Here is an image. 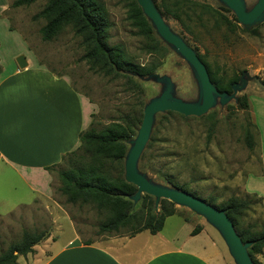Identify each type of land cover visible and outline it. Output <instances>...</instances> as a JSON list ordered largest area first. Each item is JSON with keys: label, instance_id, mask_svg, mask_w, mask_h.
I'll use <instances>...</instances> for the list:
<instances>
[{"label": "rangeland", "instance_id": "374dc122", "mask_svg": "<svg viewBox=\"0 0 264 264\" xmlns=\"http://www.w3.org/2000/svg\"><path fill=\"white\" fill-rule=\"evenodd\" d=\"M7 1L8 7L0 19H6L12 32L0 33V54L7 59L27 56L34 66L66 78L89 107L90 122L85 130L101 131L112 124L123 123L126 117L137 122L143 115L144 105L156 98L167 82L176 98L187 102L198 100L199 88L192 68L157 34L155 37L159 43L141 33L131 17V0H98L104 6L109 22L107 43L118 47L130 62L152 66L153 74L160 80L148 79V75H105L83 59L85 47L82 37L71 26H63L50 41L41 40L39 29L46 19L36 15L48 0H35L18 7L11 6L14 0ZM176 1L181 3L178 5L181 7V20L163 17L170 29L202 57L216 77L224 82L237 78L241 88L224 104L217 98L215 105L199 117L172 111L156 114L148 146L143 149V158H139L137 163L138 171L152 182L164 186L173 187L169 181H174L176 188L210 201L214 206H220L230 197L245 199L249 201V207L243 212L239 228L261 230L264 227V183L254 180V184L247 188L245 183L251 176L264 175V17L247 28L233 20L235 15L231 10H220L219 7L225 6L218 0H165L171 8ZM244 2L250 9L256 0ZM202 9L209 10V13L201 14ZM253 27H257V35L244 30ZM243 95L247 98L245 109L238 102ZM247 129L253 136L252 149L244 142ZM132 139L127 141L128 148ZM75 150L89 159V152ZM66 159L58 169L66 168ZM119 171L120 164H112L111 174H119ZM51 172L52 197L69 214L83 242L102 244L114 235L130 236L128 228L118 233L99 234L98 224L104 215L88 204L67 203L66 197L58 191L61 184L57 171ZM14 191L11 188L9 193L7 188L4 192L14 197ZM139 201L133 202L135 208H138ZM159 202L155 206L154 199L155 208ZM175 207V216L165 220L163 233L183 238L199 226L203 231L193 239L189 238L191 244L214 252L217 248L213 240L221 250L224 264H235L225 240L213 225L187 207ZM178 216L185 220H180L183 229L176 227ZM54 228L51 212L39 202L9 212L0 211V253L18 242L24 231L45 232L48 237H54L57 233H54ZM62 234L52 249L67 240V231ZM42 242L35 245V250L27 257L19 256V264H42L46 251L35 256L38 250L42 251ZM255 258L264 264V249Z\"/></svg>", "mask_w": 264, "mask_h": 264}, {"label": "crops", "instance_id": "0c3cea01", "mask_svg": "<svg viewBox=\"0 0 264 264\" xmlns=\"http://www.w3.org/2000/svg\"><path fill=\"white\" fill-rule=\"evenodd\" d=\"M7 7L8 1L0 0V17ZM4 31L12 32L1 18L0 33ZM15 58L0 54V211L39 202L51 212L57 233L46 234L42 251L35 253L41 256L46 251L42 264H224L213 240L214 252L189 241L203 228L183 238L168 236L162 227L156 234L141 231L133 236L114 235L102 244H85L69 214L52 197L53 175L47 167L60 164L64 155L78 147L79 133L90 122L89 107L66 78L34 66L27 56V66L19 69ZM252 177L245 188L254 180L264 183V175ZM7 188L9 193L14 188L16 196L5 193ZM180 220L185 221L179 217L176 227L183 229ZM66 231L67 240L52 249Z\"/></svg>", "mask_w": 264, "mask_h": 264}, {"label": "trees", "instance_id": "16d2710c", "mask_svg": "<svg viewBox=\"0 0 264 264\" xmlns=\"http://www.w3.org/2000/svg\"><path fill=\"white\" fill-rule=\"evenodd\" d=\"M35 0H14L12 7L29 5ZM162 17H173L181 20V4L176 1L174 7H169L165 0H152ZM192 9V7H189ZM204 8V7H202ZM220 10L230 12L225 7ZM209 10L202 9V13ZM46 19V23L39 29L41 40L50 41L62 29L63 26H71L77 35H80L85 47L83 59L92 67L98 68L105 75L110 76H147L154 72L152 66H140L130 62L118 47L107 43V31L109 22L104 6L98 0H48L43 9L36 15ZM131 17L142 34L155 38L156 33L143 14L136 0H131ZM237 22V19L233 17ZM246 32L257 35V27L244 29ZM158 38V37H157ZM159 39V38H158ZM200 60L205 64L210 80L218 92H232V84L237 83V78L224 82L215 76L209 65L197 53ZM264 84V82H263ZM242 108L247 107V98L242 96L238 99ZM170 112V111H168ZM142 117L137 120L126 117L123 123L96 131L93 128L79 133L78 150L89 152V159L76 153V150L67 153L62 161L68 162L66 168L58 169L59 164L47 167L49 171H57L60 180L58 191L66 197L70 204L91 205L98 213L104 215L98 224V233H118L121 230L130 229V236L141 231L156 234L163 227L168 216L176 213L175 204L166 199H160L158 208L154 206V197L142 194L138 208L130 199L137 188L124 179V159L128 150L127 141L134 138L140 126ZM244 142L249 149L254 146L251 132L247 129L244 134ZM148 143L146 144V147ZM143 158V153L140 159ZM120 164L119 174H111L112 164ZM170 185L177 187L174 181ZM212 204V202L207 201ZM213 205V204H212ZM232 221L234 228L242 242L251 241L247 252L254 264H260L255 255L261 254L264 249V227L253 231L249 228H239L243 212L249 207V201L230 197L220 206ZM200 227H194L191 235L200 231ZM46 237L45 232L22 233L21 239L12 243L0 253V264H18L19 256H25L33 251V247ZM85 244L90 241H84Z\"/></svg>", "mask_w": 264, "mask_h": 264}, {"label": "water", "instance_id": "95a60500", "mask_svg": "<svg viewBox=\"0 0 264 264\" xmlns=\"http://www.w3.org/2000/svg\"><path fill=\"white\" fill-rule=\"evenodd\" d=\"M136 1L158 37L192 68L198 83L199 97L195 102L182 101L173 96L171 85L167 82L161 93L144 105L140 126L135 138L129 142L130 146L124 159V179L137 188L136 193L130 199L136 202L142 194H148L154 197L155 206L160 199H166L175 205L189 208L203 216L219 231L235 264H254L247 252L248 247L252 244L251 241L242 242L232 221L223 209H219L185 190L154 183L138 171L137 163L149 140L156 114L172 111L183 116L199 117L215 105L217 98L220 99V103L224 104L231 97H234L236 90L240 89L241 86L239 87L238 83H233L231 93L218 92L210 80L205 64L200 60L195 50L170 29L155 3L152 0ZM218 1L231 10L237 21L247 28L257 24L264 17V0H256L250 9L246 8L244 0ZM15 62L19 69L25 68L28 64L24 55L17 56ZM153 77L159 79L153 73L147 76L148 79Z\"/></svg>", "mask_w": 264, "mask_h": 264}]
</instances>
